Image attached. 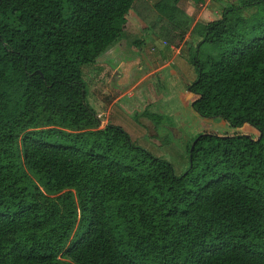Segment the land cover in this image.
Masks as SVG:
<instances>
[{
    "label": "trees",
    "instance_id": "obj_1",
    "mask_svg": "<svg viewBox=\"0 0 264 264\" xmlns=\"http://www.w3.org/2000/svg\"><path fill=\"white\" fill-rule=\"evenodd\" d=\"M181 1L0 0V264H264V0L194 26L188 87L202 118L257 137L204 131L176 176L88 103L83 67L128 92L151 73L131 26L176 44Z\"/></svg>",
    "mask_w": 264,
    "mask_h": 264
},
{
    "label": "rangeland",
    "instance_id": "obj_2",
    "mask_svg": "<svg viewBox=\"0 0 264 264\" xmlns=\"http://www.w3.org/2000/svg\"><path fill=\"white\" fill-rule=\"evenodd\" d=\"M148 1L153 5L158 0ZM206 1L210 2V0H182L180 3L182 7L184 6L186 11L189 10L192 15H195L193 25L189 28L185 38L176 44H169L165 40H161L165 46L171 49H169L170 62L175 58L177 59L173 66L168 67L164 71L165 81L161 83V78V84H159L158 78L149 80L135 92L133 99H129L128 96L124 97L112 111L114 120H117L112 124H118L117 122H119L136 144L150 151L156 157L171 163L176 176H182L190 168L188 146L199 132H203L202 130L204 129L207 132L220 135L241 133L253 137L258 136L257 132L248 125L233 129L222 119L202 118L200 115L195 114L192 107H188L184 101V80L193 83L197 79V73L191 64V58L196 54L198 40L197 37L190 35H192L191 32L195 22L199 21L200 12L207 8L204 7ZM212 1L217 5L214 4V6L211 5L212 7L207 8L206 13L200 18L201 24L219 19L222 14L221 11L229 7V4L231 5V0ZM201 3H203V6ZM127 36L130 39L129 46L131 48L136 47V42L141 41H143L146 50L151 45L148 42L150 36L142 29L139 23H134L131 26ZM151 49H155L156 52V48L152 47ZM172 49L174 50L172 51ZM206 49H209L208 46L202 48L201 57L207 53ZM178 53L182 56L175 57ZM105 67L109 66L97 64L83 67V76L88 86L87 97L89 101H96V99L98 101V95L102 94L100 98V102H102L105 93L108 96L112 93V82L108 81L105 73L101 71V74L95 75V72L99 69H104L106 72L107 69ZM112 71L116 72L113 69ZM95 82L96 85L94 86L93 83ZM155 110H158V112H154ZM145 113H157L161 117L158 121L160 128L157 131L153 132V129L145 128L144 125L148 123L143 120ZM100 117L103 118V115Z\"/></svg>",
    "mask_w": 264,
    "mask_h": 264
},
{
    "label": "crops",
    "instance_id": "obj_3",
    "mask_svg": "<svg viewBox=\"0 0 264 264\" xmlns=\"http://www.w3.org/2000/svg\"><path fill=\"white\" fill-rule=\"evenodd\" d=\"M206 1L204 7H210L211 5L214 6V3L212 0H210V2ZM228 4V3H227ZM201 5L203 6V3H201ZM217 5V4H216ZM230 5V4H229ZM182 7V5H180ZM211 6V7H212ZM193 8V7H192ZM207 8H204L205 10H202V12H200V17H199V21L200 22V18L206 13V10ZM183 10L186 11L185 7L183 6L182 7ZM195 9V8H193ZM223 11V10H222ZM221 11V13H222ZM186 13H189L188 15L189 16H195V15H192L191 12L189 10L186 11ZM195 18V17H194ZM214 21V20H213ZM198 22H195L194 26L198 23ZM194 28V27H193ZM192 37H197V47L200 43V36L199 34H195V35H190ZM129 39V37H128ZM148 42L151 43V45L149 46V49L146 50V47L143 45L142 48H139L137 49V47H133L131 48L129 45L128 47V50L133 53V54H136L138 55L139 57L141 56V58H144L145 62L150 66L151 68V73L149 75H147L146 77H144L140 82H138V84H136L132 89H130L128 92H125L123 94L119 93L114 87H113V84H112V93L110 96H108L106 93L103 95V99H102V102H100V98H101V95H98V101L96 99V101H89L88 100V103L90 104V106L92 107V109L99 115H103V118H101L103 121H104V124L105 125H108V124H112L114 123V121H117V120H114V115L112 114V111L113 109L122 101V99L126 96H128L129 99H133L134 98V95H135V92L143 85L145 84L146 82H148L149 80L153 79V78H158L159 80V84L163 83L165 81V74H164V71L170 67V66H173V63L177 60L176 58L174 60H172V62H170L171 60H169V49L170 47L168 46H165L163 44V42L160 40V39H151V38H148ZM129 43H130V39H129ZM152 47L156 48V52H155V49H151ZM195 47V46H193ZM192 47V48H193ZM171 50V49H170ZM174 49H172L173 51ZM179 53L175 56V57H179ZM182 56V55H181ZM180 56V57H181ZM174 58V57H173ZM139 61V60H138ZM108 66V65H107ZM123 70L126 71V69L128 68L127 65H123L122 66ZM105 69H107V71L105 72L104 69H99L95 72V75H98V74H101V71L105 73V75L107 76V79L108 81H111L113 83L114 81V76L118 74V72L116 71L115 73L112 71V68L111 67H105ZM114 70V69H113ZM155 73H159L160 76H154ZM161 78H162V82H161ZM195 81V80H194ZM161 82V83H160ZM94 86L96 85V82L93 83ZM192 84V82H189L187 80H184V88H185V97H184V101L186 103V105L188 107H192L193 109V102L194 100L196 99L195 95L193 93H191L189 91V85ZM87 94H88V86H87ZM170 94V92H169ZM96 95V93H95ZM88 98V97H87ZM194 110V109H193ZM154 112H158V110H155ZM195 112V110H194ZM156 115H158L157 113H154ZM195 114H197L195 112ZM159 116V115H158ZM145 121H147L148 123L145 124V128H148V129H153V132L156 131V126L150 122L149 119H143ZM113 121V122H112ZM118 124H112V125H116V126H120L122 127L123 129L124 126H122L119 122H117ZM153 125H152V124ZM155 129V130H154ZM126 130V129H125ZM203 132L206 131V129L202 130ZM202 132H199V134H201ZM198 134V135H199Z\"/></svg>",
    "mask_w": 264,
    "mask_h": 264
},
{
    "label": "water",
    "instance_id": "obj_4",
    "mask_svg": "<svg viewBox=\"0 0 264 264\" xmlns=\"http://www.w3.org/2000/svg\"><path fill=\"white\" fill-rule=\"evenodd\" d=\"M192 150H193V148H192Z\"/></svg>",
    "mask_w": 264,
    "mask_h": 264
}]
</instances>
